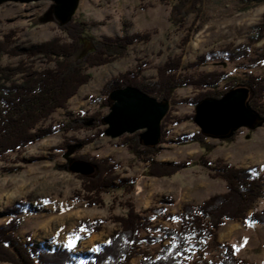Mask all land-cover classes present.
I'll return each instance as SVG.
<instances>
[{
    "label": "rangeland",
    "instance_id": "rangeland-1",
    "mask_svg": "<svg viewBox=\"0 0 264 264\" xmlns=\"http://www.w3.org/2000/svg\"><path fill=\"white\" fill-rule=\"evenodd\" d=\"M204 4V14L186 16L185 26L178 28L170 23L171 6L159 0H81L74 19L100 24L90 26L85 34L87 37L100 39L103 36L120 37L125 33H150L152 39L133 46L123 58L89 69L91 81L69 101L67 110H58L46 122V128L55 125L56 133L20 153L0 159V225L10 220L4 214L8 207L18 202L26 204L27 210L20 215L22 225L17 232L19 238L25 243H32L33 247L41 246L48 250H69L71 240L76 244L75 248L70 249L75 257L88 256L107 244L119 230L114 217L126 215L127 204L145 212L157 206L165 197H170L176 202L170 208L175 215L185 204L201 205L210 197L225 193L226 182L213 178L211 172L200 165L202 157L209 161L223 159L238 168H251L258 176L264 174V124L254 129L239 130L235 140L209 138L205 146L196 142L177 144L179 137H192L201 131L194 120L168 124L164 129V132L167 131V142L160 145L159 163H191L188 169L171 177L150 175L149 164L137 160L122 146L120 138L104 137L83 148L68 149L62 146L70 139L90 138L96 130L64 135L59 123L73 120L80 114L91 116L100 110L106 117L110 108H102L101 102H94L91 98L100 97L103 88L112 79L136 70L140 64H146L143 77L147 84L156 82L158 69L169 58L178 57H181L183 66L188 67L206 56L208 62L200 72L225 70L231 78L241 80L250 74L264 77V62L257 66L250 65L249 60L231 62L225 53L228 46L237 47L247 41L252 27L264 17V4L246 11L242 9V0H206ZM195 21L196 26L193 24ZM124 23L131 24V27L126 30ZM59 24L53 3L49 1L25 5L5 3L0 6V41L14 32L20 37L15 46L21 50L60 36ZM188 34L190 40L184 43ZM263 50L264 41L253 48L251 57H257ZM21 59L4 56L0 64L16 66ZM29 63L39 70L46 67L45 61L39 58ZM198 93L193 87L181 88L176 91L175 98H194ZM169 110L177 118L196 115V107L186 104L171 105ZM70 144L73 146L75 142L70 140ZM83 157H112L120 165L117 175L129 180L133 188H115L103 195V205L90 206L83 197H78L83 190L80 178L83 175L70 171L73 159L83 160ZM98 173L96 171L93 177H97ZM263 209L264 199H261L254 211ZM83 223H98L101 230L89 231ZM160 224L172 227L169 222ZM218 234L219 241L235 247L240 258L264 264V225L250 224L244 227L241 222L228 221ZM157 249H153V252ZM217 253L218 250L213 247L211 258L214 261L218 260ZM140 259H135L133 264Z\"/></svg>",
    "mask_w": 264,
    "mask_h": 264
},
{
    "label": "trees",
    "instance_id": "trees-1",
    "mask_svg": "<svg viewBox=\"0 0 264 264\" xmlns=\"http://www.w3.org/2000/svg\"><path fill=\"white\" fill-rule=\"evenodd\" d=\"M159 1L171 6L170 23L180 28L185 26L186 16L204 14L206 0ZM261 4H264V0H242L241 5L243 11H246ZM193 24L196 26V21ZM99 25L73 19L67 25L59 24L62 32L60 36L23 50L15 46L20 37L14 32L0 41V62L4 56L22 58L16 66L0 64V159L12 153H20L26 147L56 133L55 125L46 128V122L58 110H67L69 101L91 81L89 69L123 58L133 46L148 43L152 39L150 33H125L120 37L103 36L100 39L85 35L90 26ZM124 27L127 30L131 24L124 23ZM189 36L184 38V43L190 40ZM263 41L264 17L258 25L252 27L245 43L237 47L230 45L225 53L231 62L249 60L250 65L257 66L264 62V50L255 58L251 57L252 50ZM37 58L45 61L44 69L39 70L29 63ZM207 62L204 56L184 67L181 57L169 58L158 69L156 82L149 84L143 77L146 68L143 63L136 70L112 79L103 88L101 96L91 100L101 102L102 108H110V93L134 87L160 102L168 101L174 107L181 104L196 107L206 99H221L232 89L244 86L251 91L249 100L252 108L261 116L257 126L264 124L263 75L250 74L241 80L231 78L225 70L200 72ZM186 87H193L199 93L194 98L176 99V91ZM172 112L163 121L162 139L157 147L144 146L140 133L120 138L122 146L137 160L149 164V174L154 177L177 175L191 164L181 162L164 165L158 161L160 145L167 142V131L164 132L167 125L195 118V114L185 118L173 117ZM104 118L100 110L91 116L80 114L73 120L60 122L64 135L96 130L90 138L70 139L75 142L73 146L70 140L62 146L68 149L83 148L106 137ZM237 135L238 132L230 140H235ZM209 138L200 131L192 137H179L177 144L196 142L205 146ZM83 161L95 164L99 172L97 177L80 176L83 190L78 197H83L90 206L103 205V195L115 188H133L129 180L117 175L120 165L112 157H83ZM200 165L210 171L213 178L226 182L225 193L212 196L201 205L185 204L175 215L170 208L176 202L170 197H165L157 206L145 212L127 204V214L114 217L119 230L110 237L107 244L88 256L75 257L70 249L48 250L41 246L33 247L30 242L25 243L17 232L22 225L20 215L27 210V205L18 202L5 210L4 214L10 220L0 225V264H133L137 258L141 259L136 264H257L240 258L235 247L220 242L218 232L228 221L241 222L244 227L250 224L264 225V209L254 211L256 204L264 199V174L258 176L251 168H238L223 159L209 161L202 157ZM10 171L13 169L7 172ZM160 222H169L172 227H164ZM83 226L93 232L101 230L98 223H83ZM213 247L218 250L217 261L211 258ZM155 248L158 249L153 252Z\"/></svg>",
    "mask_w": 264,
    "mask_h": 264
},
{
    "label": "water",
    "instance_id": "water-1",
    "mask_svg": "<svg viewBox=\"0 0 264 264\" xmlns=\"http://www.w3.org/2000/svg\"><path fill=\"white\" fill-rule=\"evenodd\" d=\"M41 1L53 3V11L60 25L70 23L81 0H0L5 3L31 4ZM249 87L232 89L221 99H206L196 106L195 123L201 132L210 137L228 139L241 129H254L261 116L250 104ZM110 112L104 118L106 137L119 139L124 135L140 133L146 147H157L162 139V123L169 113L170 102H160L134 87L118 89L110 93ZM70 171L93 176L98 167L83 160H73Z\"/></svg>",
    "mask_w": 264,
    "mask_h": 264
},
{
    "label": "snow or ice",
    "instance_id": "snow-or-ice-1",
    "mask_svg": "<svg viewBox=\"0 0 264 264\" xmlns=\"http://www.w3.org/2000/svg\"><path fill=\"white\" fill-rule=\"evenodd\" d=\"M68 247L70 248V249H73V248H75L76 247V244L73 242V241H69V244H68Z\"/></svg>",
    "mask_w": 264,
    "mask_h": 264
}]
</instances>
